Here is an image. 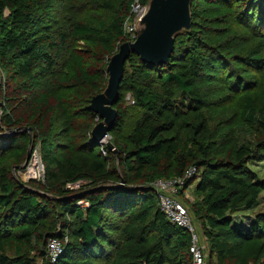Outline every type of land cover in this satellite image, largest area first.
Instances as JSON below:
<instances>
[{"label": "trees", "instance_id": "16d2710c", "mask_svg": "<svg viewBox=\"0 0 264 264\" xmlns=\"http://www.w3.org/2000/svg\"><path fill=\"white\" fill-rule=\"evenodd\" d=\"M133 1L0 0V160L18 150L0 162V264H193L191 235L167 220L152 187L190 166L201 173L190 210L210 258L240 260L257 242L259 259L264 212L246 223L236 216L264 192L250 168L264 161V0H193L191 26L175 35L167 64L132 54L110 131L123 146L119 157L108 147L104 156L90 103L108 86ZM201 5L227 13L204 27ZM220 86L234 108L213 126L212 111L227 99L217 97ZM30 140L41 145L46 186H23L13 173ZM187 141L199 158L183 157ZM51 239L63 241L56 262Z\"/></svg>", "mask_w": 264, "mask_h": 264}, {"label": "water", "instance_id": "95a60500", "mask_svg": "<svg viewBox=\"0 0 264 264\" xmlns=\"http://www.w3.org/2000/svg\"><path fill=\"white\" fill-rule=\"evenodd\" d=\"M193 0H152L150 9L141 21L143 27L135 42H127L109 61L108 86L104 93L95 96L91 110L101 122L92 131V140L98 144L109 136L114 128L118 112L113 108L119 98V88L124 77L126 61L132 54L152 66L167 64L174 52L175 35L191 26L190 7ZM113 150V145L107 143Z\"/></svg>", "mask_w": 264, "mask_h": 264}, {"label": "rangeland", "instance_id": "374dc122", "mask_svg": "<svg viewBox=\"0 0 264 264\" xmlns=\"http://www.w3.org/2000/svg\"><path fill=\"white\" fill-rule=\"evenodd\" d=\"M114 1L117 2V1H120V0H114ZM151 3H152V0H148L147 5L143 6V10H141V13L139 15L136 14V13L133 14V12H132V18H130L131 15H127L124 20H132L133 21L135 18H137L139 16L146 15L148 13L149 9H150ZM200 9H201V12H202L201 13V17L202 18L200 19V24L202 26H204V27L211 26L210 22L212 20L220 19L221 17H223V15L225 13H227L225 9L218 11L216 9H213V8L209 7V6L207 7L206 5L205 6L201 5ZM59 12H61V10ZM61 15L63 16V12H61ZM92 15L93 16H91V18H89L88 20H85V21H87L89 23H95L97 19L102 17V12L93 13ZM140 24H138L137 27H136L137 32H140L141 29L143 28ZM219 27H221V26H219ZM203 37H205V39H206L207 35L205 34V36H203ZM127 42H128L127 40L125 42L120 41V42H118L116 44L115 49L112 51V56L110 57V60H111V58L114 55H116L119 52L120 47L123 44L127 43ZM79 45L82 46L81 47L82 49L83 48H85V49L87 48L86 45L83 42H81ZM2 77L3 76H1V73H0V87H1V84H4V80H3ZM218 89H219V95L217 97L218 98L227 97L228 100L224 99L223 100L224 102H222L219 105V107L215 108L212 111V113H211V122L213 123V126L215 124V120L216 119L220 118L221 116H225V115L231 113L233 108H234L233 102H232L233 94L229 93L222 86H220ZM131 96L132 95L130 93H127L126 100L130 101L129 98H131ZM114 109L116 110V108H114ZM94 122H95V126H96V125H98L101 122V120L97 117ZM120 140L121 139L118 138V136L116 134L115 135L114 134L111 135L109 133V136L106 138V140H104L102 143H100L101 153H102V149H104L105 152H106L105 156H107V151H106L105 148H107V143L109 142L114 147L113 150H112V151H114V155L119 157V155H118L119 151L117 150L118 149L117 147H122L123 146V143H120L121 142ZM58 141H60L61 143H65L64 139H61V140L59 139ZM118 141H120V142H118ZM115 144H117L118 146H116ZM40 147H41V145L39 143L35 146V145H33L32 140H30V143L27 146H25L24 152H23V154L26 155L25 163L20 168H18L17 171H16L15 168H13V173H14L16 179L23 186L25 184H29L30 185V182H32V181L36 182L38 184L46 186V180L44 179V177L42 175L43 172L41 173L42 176L40 177L39 180L26 179V178H28V176L24 174V170H26L27 167L29 165H31L36 152L40 156V158H39L40 162H42V164H43L42 156L40 154ZM64 147H66V146L64 145ZM17 153H18V150H16V152H13L12 155L9 154L6 159L0 160V162H4V161L6 162L9 157H12V159L15 158L18 155ZM182 154H183V157L185 159H190V160H193L192 157H194V158H199L200 157L199 153L197 152V149L195 148V146L189 141H187L186 146H185V148L182 151ZM191 155H193V156L189 157ZM216 157L220 158L219 155L216 156ZM115 164H116V166H119L117 162ZM43 166H44V164H43ZM250 168L256 173L259 181L264 180V161L263 162L252 163L250 165ZM192 169H196V170L194 171ZM189 170H191V171H193L195 173L191 177H189L187 175V171H189ZM44 172H45V168H44ZM199 174H201V173L197 170L196 167H191L190 166L186 170L184 176L181 177V178H185L187 176L188 179H185L186 181L184 182V184L182 186L181 193L178 196V200L184 205V207L190 213L192 224L195 227L196 232L198 234L200 253H201V255H202V257H203V259L205 261V264H212V263L215 264L217 261L215 260V258L214 259L210 258V252H209V248H208V243H207V240L204 238V236L202 234L201 226H200L199 222L197 221V219L194 218V216L192 215L191 210H190V208H191V206L193 204H195V203L200 201V198L196 195V184H197V181H198L197 178L199 177ZM173 179H176V178H167L165 180H173ZM157 181H155L154 183H156ZM190 182L191 183L193 182V184L188 186V184ZM154 183H152V187H153ZM31 187H38V189H39L40 185L32 184ZM82 202H84V201H82ZM84 203H86V202H84ZM262 212H264V192L260 195L258 204L252 210L241 212L236 217L245 218V219H243V221L246 223V221H247V219L249 217H253L254 214L256 215V214L262 213ZM48 223L49 224L52 223V220L49 221ZM64 237H65V242H67L68 240H67L66 236H64ZM61 242L63 243V241H61ZM256 244H257V242H252V243L247 244L246 247H245L244 253H243V255H242L240 260L229 261V262H227L225 264H264V248L259 252V255H260L258 257L259 259H256L255 256H254V250H255ZM48 255H49V252H48V245H47V256ZM49 257L50 256H48V259H50ZM192 259H193V257H192ZM178 261L179 260L177 258L175 262L177 263ZM37 264H42V260L38 259L37 260ZM178 264H180V262ZM190 264H192V261H190Z\"/></svg>", "mask_w": 264, "mask_h": 264}, {"label": "built area", "instance_id": "2783aa9c", "mask_svg": "<svg viewBox=\"0 0 264 264\" xmlns=\"http://www.w3.org/2000/svg\"><path fill=\"white\" fill-rule=\"evenodd\" d=\"M144 1L145 0L133 1L129 13V15H131L130 18H132V12L133 14L136 13L138 15L141 13V10H143V6L147 5V3H145ZM144 17L145 15L139 16L133 21L124 20V37H126L128 42H135L137 40L138 32L136 30V27L141 23ZM129 100L131 101V98H129ZM131 104H134V101H131ZM102 153L104 154V156L106 155L104 149H102ZM39 158L40 156L36 152L31 165H29L27 169L24 170V174L28 176V178L26 179L39 180L42 175L45 179L44 166L42 162H40ZM192 170L195 171L196 169ZM42 172L43 174L41 175ZM194 174L195 173L191 170L187 171V175L189 177ZM185 179H188L187 176L185 178H176L173 180L160 179L156 183H154L153 188L157 191L159 207L163 214L166 216L167 220L170 223L185 229L191 235L190 253L193 257V264H205V261L200 253L198 234L192 224L190 213L178 200V196L181 193L182 186L186 181ZM79 204L83 205L84 207H88V203L79 202ZM48 252V256H50L49 258L51 259V261L56 262L63 252L62 242L59 239H51L48 243Z\"/></svg>", "mask_w": 264, "mask_h": 264}]
</instances>
